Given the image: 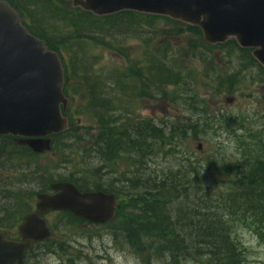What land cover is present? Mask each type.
<instances>
[{
  "label": "rangeland",
  "instance_id": "1",
  "mask_svg": "<svg viewBox=\"0 0 264 264\" xmlns=\"http://www.w3.org/2000/svg\"><path fill=\"white\" fill-rule=\"evenodd\" d=\"M169 23H160L153 29H166L170 27ZM55 24L52 25L53 28L62 34L64 27L59 23ZM177 27L184 29L181 25ZM139 30L142 31V28ZM63 35L67 37L66 32ZM198 38L183 32L176 38H161L150 45V50L154 47L156 54L166 58L168 67L174 73L189 74L190 89H193L195 97L192 98L189 92L180 87L177 90L153 86L148 87L151 91L148 97H126L124 103L117 105V112L114 113L120 130L123 127L146 124L162 128L166 136L162 142L150 141L148 147L138 152V156L129 152L122 153L113 165H105L93 151H88L89 142L96 140L97 127L83 117L86 101L81 95H66L69 103L65 112L71 123L70 135L53 144L50 151L40 154L35 160L36 164L33 162L34 164L29 165V170H26V161L4 164V172L0 173V187L12 189L15 194L22 193L21 203L30 204L33 211L35 196L23 197L25 192L27 195L39 192L42 185L51 178L63 182L70 177L77 179L78 184L87 182L101 188L109 179L115 189L119 190L127 188V185L121 183L123 179H132L133 188H138L141 183L145 184L146 179L158 182L165 176L177 179L176 174L179 172H200L201 179L196 183L190 177L191 181L178 189L181 193L169 205L173 214L179 208L186 209L188 202L191 205L195 202L202 205L205 201L209 206V201L214 202L219 196H229L231 199L235 192L240 196L243 191H257V186L249 183H257L261 170L264 169V164L260 165L261 162L264 163V148L259 142L260 130L264 128V69L249 62L248 52L240 51L229 43L221 48L212 46L213 48L202 50L196 45ZM143 43L141 39L129 36L126 45L124 44L129 53L127 59L104 47L88 48L98 58L94 63L95 78L107 80V93L116 92L117 84L115 80L111 81L112 76L119 72L127 73L133 60L143 58ZM200 54L202 57H199ZM233 75L240 78L235 91L219 94L215 81ZM136 80L137 87H147L142 79ZM134 93H137L136 89ZM229 99L232 100L231 103L227 102ZM184 100L188 105H184ZM203 109H206L214 122L202 129V119H205ZM188 122L199 126L198 138L188 129ZM225 122H228L229 127H226ZM171 128L174 130L173 136L168 135ZM12 141L14 140L1 141L0 149L9 150ZM259 167L260 170L257 169ZM98 168H104L99 175L93 172ZM34 170L37 171L33 172ZM153 182L149 187H153ZM141 192L136 191L135 194ZM117 197L121 207L120 216L113 223L92 225L82 220L70 222L55 213L46 215L45 220L52 234L47 242L34 248L27 263L174 264L166 257L153 256L144 250L137 252L128 243L124 227L125 219L132 216V211L123 202L126 200L124 195L119 194ZM249 202V207H243L237 202L242 221L230 219L227 214L223 215V219L228 221L231 239L241 253L238 264H264V222L262 223L259 214L254 218L256 221H251L249 213H242L246 208L258 209L254 204L255 200ZM259 206L264 213V203ZM15 207L14 205L13 208ZM3 211L0 215L3 214L5 218ZM178 220L175 217V222ZM18 225L11 228L10 235H16ZM179 228L176 230L180 234L188 233L187 228ZM204 252L207 251L201 250L200 254ZM200 257L202 258L198 259ZM200 257L189 255L175 264H202L201 262L206 263L208 260L207 257Z\"/></svg>",
  "mask_w": 264,
  "mask_h": 264
},
{
  "label": "trees",
  "instance_id": "2",
  "mask_svg": "<svg viewBox=\"0 0 264 264\" xmlns=\"http://www.w3.org/2000/svg\"><path fill=\"white\" fill-rule=\"evenodd\" d=\"M7 2L18 13L22 25L31 34L43 40L47 48L56 52L60 57L64 69L63 93L65 96L71 94L81 95L82 99L86 101V107L82 112L83 117L90 123H95L97 127L96 140L89 142L88 151H93L96 157L103 161L105 165H113L122 153L129 152L133 153L134 156H138V152L144 147H148L150 141L162 142L166 137L162 128L150 124L138 125L132 128L122 126L123 130H120L114 113L117 112V105L124 103L126 97L134 96L138 99L148 97L151 92L148 87L153 86L159 89L174 88L177 90L180 87L185 92H189L192 98L195 97L193 89H190L189 74L174 73L168 67L169 62L166 58L156 54L154 47L150 50V45L161 38H176L181 33L188 32L199 37L196 45L201 47L202 50L213 48L203 41L198 27L186 25L167 17L129 11L97 17L80 9L72 8L70 2L58 0H7ZM60 4H65V6L62 5V7ZM168 22H170V27H166V29H153L155 25L168 24ZM55 23H59L64 27L62 34L53 28L52 25ZM177 25L183 26L184 29L177 27ZM141 28L142 31L139 30ZM64 32H66L67 37L63 35ZM129 36L137 37L144 42L143 60H133L128 71L126 70L127 73L119 72L118 75L112 76L111 81L115 80L117 84L116 92L109 94L106 92L109 89L107 80L95 78L94 63L98 58L90 53L88 48L94 46L104 47L107 50L118 52L120 56L127 59L129 53L125 47V42L129 39ZM227 43L237 47L234 40ZM223 45L216 46L221 48ZM237 48L240 51L248 52L249 62H255L250 55V50ZM199 57H202L201 54ZM138 66L141 68L138 69ZM137 78L142 79L147 87H137V84H135V82H138ZM215 82L219 94L227 91L233 92L240 84V78L233 75L220 78ZM135 89L137 93H134ZM184 101V105H188L186 100ZM202 111L205 119H202L200 127L203 129L207 124L211 125L214 119H211L206 109ZM107 116H109V119H106ZM228 122H225L226 127H229ZM68 123L67 131L52 136L53 144L70 135V119H68ZM197 127H199L197 123L191 124V122H188V129L193 132L192 135L196 138L200 133ZM169 130L168 135L173 136L174 130L172 128ZM262 134H264V128H261L259 136V142L264 148V136ZM5 139L11 140L12 138L2 137L0 142ZM12 142L9 150L0 149V173L4 172V164L13 163L14 161H26V170H29V165L33 162L36 164L35 160L39 155L32 153L26 147L18 146L14 141ZM263 164V162L260 163V165ZM18 169L20 170V168ZM103 169L98 168L93 172L99 175V172H102ZM257 169L260 170V167ZM199 173L179 172L176 174L177 179L173 176H165L158 182L146 179L145 184L141 183L140 186H137L138 188H133L132 179H123L121 183L127 185V188L119 190L115 189L109 179L102 188L94 184L91 186L87 182L78 184L77 179L70 177L64 179L63 182L74 184L81 192L101 191L113 194L116 197L119 194L124 195L126 200H123V202H125L128 210L132 211V216L125 219L124 232L129 238L128 243L137 252L144 250L153 256L166 257L169 262L174 264L188 258L189 255L207 257L206 263L201 262L202 264H238L241 253L231 239L228 221L223 219V215L227 214L230 219L237 218L242 221L237 202L243 207H249V200H255L254 204L258 206V209L256 210L255 207L246 208L242 213H249L251 221L255 220V216L259 214L262 223L264 222V213L261 212L259 206L260 203H264V169L261 170V176L259 175L257 183L256 181L249 183L255 184L257 191L253 189H251L252 191H243L244 193L240 196L238 192H235L231 199H229V196H219L214 202L209 201V206L203 200L202 205H198L196 202L191 205V202H188L186 203V209L179 208L173 214L169 205L181 193L178 189L182 188V185H185L186 182L191 181L190 177L196 183L197 180L201 179ZM53 182L57 181L52 178L47 180L39 192L49 191ZM152 182L153 187H149ZM6 189H0V212L4 209L3 213L5 214V218L3 214H1L3 217L0 215V230L10 232L11 228L17 226L32 209L30 204L21 203V189L20 195L13 193L12 189ZM136 191L142 192L135 194ZM37 193L33 192L31 195H27L25 192L23 197L34 198ZM14 205L16 206L15 209L13 208ZM55 214L67 218L70 222L81 221L65 212ZM175 217L179 219L178 222H175ZM123 218H125L124 215ZM260 225L262 226V224ZM182 227L187 228L188 233L180 234L176 230V228L183 230ZM38 246L40 245H36L32 249ZM32 249L29 250V253H32ZM201 250L207 252L200 254Z\"/></svg>",
  "mask_w": 264,
  "mask_h": 264
},
{
  "label": "water",
  "instance_id": "3",
  "mask_svg": "<svg viewBox=\"0 0 264 264\" xmlns=\"http://www.w3.org/2000/svg\"><path fill=\"white\" fill-rule=\"evenodd\" d=\"M59 1L98 17L132 11L196 26L207 44L233 39L240 48L252 49V57L264 67V0ZM63 84L57 54L22 26L6 0H0V136L17 138L18 144L35 154L49 151L48 137L67 129L62 115L68 103ZM50 188L54 193L36 195L35 211L18 227V240H8V233L0 231V264H24L25 252L50 237L42 218L49 212H67L92 224L110 222L115 215L113 195L82 193L67 182L53 183Z\"/></svg>",
  "mask_w": 264,
  "mask_h": 264
},
{
  "label": "flooded vegetation",
  "instance_id": "4",
  "mask_svg": "<svg viewBox=\"0 0 264 264\" xmlns=\"http://www.w3.org/2000/svg\"><path fill=\"white\" fill-rule=\"evenodd\" d=\"M10 238H13L11 235H10ZM30 256V254L29 255H25V257H24V264H29V263H27V260H28V257Z\"/></svg>",
  "mask_w": 264,
  "mask_h": 264
}]
</instances>
